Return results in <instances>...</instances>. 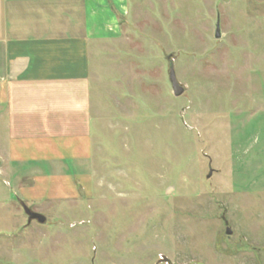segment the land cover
I'll list each match as a JSON object with an SVG mask.
<instances>
[{
    "label": "rangeland",
    "instance_id": "374dc122",
    "mask_svg": "<svg viewBox=\"0 0 264 264\" xmlns=\"http://www.w3.org/2000/svg\"><path fill=\"white\" fill-rule=\"evenodd\" d=\"M140 4L91 77L92 180L51 209L0 183V264H264V0Z\"/></svg>",
    "mask_w": 264,
    "mask_h": 264
},
{
    "label": "crops",
    "instance_id": "0c3cea01",
    "mask_svg": "<svg viewBox=\"0 0 264 264\" xmlns=\"http://www.w3.org/2000/svg\"><path fill=\"white\" fill-rule=\"evenodd\" d=\"M145 1L0 0V183L30 209L74 200L62 181L92 180L91 77Z\"/></svg>",
    "mask_w": 264,
    "mask_h": 264
},
{
    "label": "water",
    "instance_id": "95a60500",
    "mask_svg": "<svg viewBox=\"0 0 264 264\" xmlns=\"http://www.w3.org/2000/svg\"><path fill=\"white\" fill-rule=\"evenodd\" d=\"M221 33H220V28H219V22L216 23L215 25V34L214 38L215 39H220ZM169 70H168V78H169V83L171 85L172 93L174 96H180L183 93V88L179 86L176 80L174 68H173V63L171 60H169ZM211 170H209V173L207 177H209ZM22 209L24 214L27 217V223H31L32 221H36L39 224H43L45 222V217L39 213L31 211L29 208H27L25 205H22ZM221 219L223 220L224 226H225V235L229 236L231 234V231L229 227L227 226V221L224 219V216H221ZM164 260L166 263L168 261L166 259H161V261Z\"/></svg>",
    "mask_w": 264,
    "mask_h": 264
}]
</instances>
